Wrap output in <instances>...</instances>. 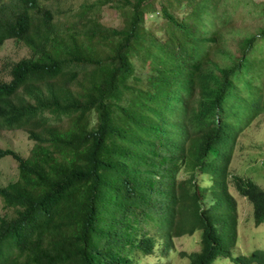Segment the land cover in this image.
I'll return each mask as SVG.
<instances>
[{
	"label": "trees",
	"instance_id": "obj_1",
	"mask_svg": "<svg viewBox=\"0 0 264 264\" xmlns=\"http://www.w3.org/2000/svg\"><path fill=\"white\" fill-rule=\"evenodd\" d=\"M227 1L219 9L220 0H165L162 19L156 0L82 2L76 30L90 41L68 31L69 46L52 34L51 9L0 0V45L14 36L35 54L6 61L0 126L25 127L36 140L28 158L15 154L17 179L0 185L15 207L0 218V264H156L175 236L196 229L199 248L178 251L189 264L218 256L264 264V248L231 252L237 200L229 190L231 177L253 222L264 221V188L230 173L239 131L264 111L260 89L242 93L246 70L264 71V40L253 43L264 24L233 36L240 54L227 49L222 64L208 46L223 39L241 3L252 4ZM102 4L118 10L120 28L99 22L94 9ZM258 6L264 14V2ZM30 8L47 24L34 34Z\"/></svg>",
	"mask_w": 264,
	"mask_h": 264
},
{
	"label": "rangeland",
	"instance_id": "obj_2",
	"mask_svg": "<svg viewBox=\"0 0 264 264\" xmlns=\"http://www.w3.org/2000/svg\"><path fill=\"white\" fill-rule=\"evenodd\" d=\"M8 1V0H6ZM39 4L44 8H49L53 12L51 25L55 24L52 34L62 36L60 42H67L71 46L72 37L66 34L68 31L75 30V37L78 41H90L85 34L76 30L81 26V19H79L78 10L80 3L93 2L95 0H37ZM175 2V0H172ZM194 0H184L186 2H193ZM165 0H156L154 6L157 8V14L159 19L161 17L160 6ZM227 0H220L219 9L226 4ZM264 0H251V3H241L238 10L235 12L234 17L230 19V22L223 28V39L213 42L208 46V50L212 51L211 55L219 60L222 64L229 62L222 57L225 51L228 49L232 54L238 55L240 51L237 50L232 39L233 36L240 33H256L258 32V25L264 24V14L259 12V6L262 5ZM43 8V9H44ZM250 8L251 10L244 14V12ZM187 9V8H186ZM189 9V7H188ZM98 13L99 22L103 26H109L114 28H120L122 18L111 4H102L94 9ZM29 12L32 17L31 26L28 29L29 34H34L39 30H43L46 25L39 23L40 20H44V16L41 13L35 14V8H30ZM83 17V16H82ZM81 17V18H82ZM150 20L145 21V25L149 24ZM73 26V27H72ZM75 27V28H74ZM162 34V33H160ZM159 34V35H160ZM258 34V33H257ZM264 40V35L258 36L253 41L254 44H259ZM23 40L15 39L14 36L6 38L0 46V81L8 80L11 77L10 63L4 62L9 58L16 60L17 58L28 54L29 48L23 44ZM222 49V52H215ZM258 48L252 51L255 53ZM224 60H223V59ZM216 72V70H215ZM250 77L255 79L251 80ZM246 85L244 87L243 94L248 98V92L252 89L253 94L258 95L259 89L261 98L264 99V71L263 69L251 65V70L245 72ZM261 86V87H260ZM199 91L200 89H195ZM255 90V91H254ZM199 95L193 93L192 103L194 110L198 108ZM45 115L49 118L54 116L53 112L45 111ZM25 130V131H24ZM16 129H6L0 126V146L11 147L16 150V153L11 155L6 154L0 157V185H5L8 182L17 179L19 175L18 160L16 155L22 158H28L31 150L34 146L35 139L28 135L27 129L24 127ZM231 174H241L252 178L257 184L264 188V111L257 114L251 121L239 131L236 142L233 146L232 158L230 163ZM233 179L230 177L229 190L235 196L237 200V239L235 246L231 249L232 254L250 253L254 248H264V221L256 225L253 222L252 207L246 197L240 194L233 185ZM201 184H204L201 182ZM212 197L209 193L206 194V198ZM15 214V207L7 206L3 199L0 197V218L10 217ZM200 229H196L192 234H183L174 237V248L171 249L163 258L155 260L156 264H189V260L186 256H181L178 251L190 252L196 250L200 246L199 242ZM214 264H234L229 256H218L213 261ZM139 264H147L139 261Z\"/></svg>",
	"mask_w": 264,
	"mask_h": 264
},
{
	"label": "clouds",
	"instance_id": "obj_3",
	"mask_svg": "<svg viewBox=\"0 0 264 264\" xmlns=\"http://www.w3.org/2000/svg\"><path fill=\"white\" fill-rule=\"evenodd\" d=\"M36 14V13H35ZM6 38H9V37H6ZM5 38V39H6ZM4 39V40H5ZM1 46V45H0ZM32 56H34L35 54L34 53H32L31 54ZM31 55H29V53L28 54H25V55H23V56H21V57H19V58H17L16 60H13V59H9V58H7V59H5L2 63H1V65L4 63V62H6V61H8V60H10V61H17V60H19L20 58H22V57H24V56H27V57H29V56H31ZM1 68V67H0ZM11 78V77H10ZM9 78V79H10ZM1 127H4V128H6V129H16V128H22L23 130H24V127H18V126H13V127H9V126H1ZM25 131V130H24ZM0 150H3V151H5L3 154H1L0 155V157L1 156H4V155H6V154H9V155H11V154H13V153H16L17 151L16 150H14L13 148H11V147H1L0 146ZM18 165V164H17ZM230 183V182H229ZM234 185V184H233ZM234 188L236 189V187H235V185H234ZM237 190V189H236ZM238 191V190H237ZM239 192V191H238ZM236 239H237V227H236ZM235 244H236V241H235ZM234 244V245H235Z\"/></svg>",
	"mask_w": 264,
	"mask_h": 264
}]
</instances>
